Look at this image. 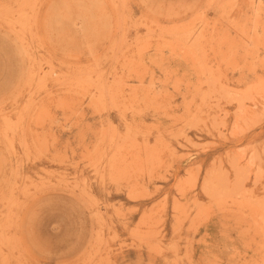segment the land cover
<instances>
[{"label":"rangeland","instance_id":"obj_1","mask_svg":"<svg viewBox=\"0 0 264 264\" xmlns=\"http://www.w3.org/2000/svg\"><path fill=\"white\" fill-rule=\"evenodd\" d=\"M0 264H264V0H0Z\"/></svg>","mask_w":264,"mask_h":264}]
</instances>
